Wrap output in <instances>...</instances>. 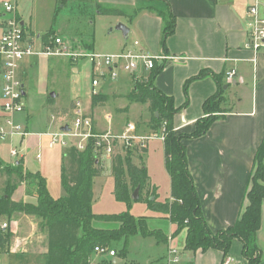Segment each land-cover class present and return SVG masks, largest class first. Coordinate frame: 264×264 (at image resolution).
<instances>
[{"label":"crops","instance_id":"1","mask_svg":"<svg viewBox=\"0 0 264 264\" xmlns=\"http://www.w3.org/2000/svg\"><path fill=\"white\" fill-rule=\"evenodd\" d=\"M98 1L119 6L137 7L146 5L145 3L148 2V0ZM168 2L176 17V29L173 34L167 37L166 46L162 44L161 40L162 18L155 12L145 9L132 21L128 20L127 17L122 20L130 28L129 36L133 35L134 38L132 42L128 41L121 50L126 46L133 47L134 40H140L142 46L154 54L164 52L178 57L160 64L158 66L160 71L153 80L154 85L159 90L174 98L176 107L181 106L186 100L184 92L186 81L203 70L209 72L205 77L195 79L189 84L188 105L174 116V127L178 133H190L195 129L196 121L205 116L204 101L216 93L218 88L213 74L223 76V88L226 97L223 104L225 111L221 113L223 116L216 120L204 135L184 139L188 166L201 199L203 215L209 227L213 231H218L234 224L246 204L245 193L254 166L255 152L264 138V48L254 52L246 47L249 38L246 26L247 10L254 0H168ZM57 8L58 0H56V10ZM259 11L261 16L264 17L263 6H260ZM0 14L4 18L0 24L1 35L8 15L3 7ZM18 16L26 27V22L22 16L19 13ZM44 34H36L34 31H31L30 36L27 34L38 53L26 56L22 60L21 78L26 74L28 80L31 78L28 67L36 63L34 56L40 54L51 55L39 53L45 46L53 45V41H51V44L44 43ZM55 36L65 40L60 34ZM71 62L74 63V61ZM232 69L236 70V74L232 80H228L227 72ZM150 73L151 70L141 68L136 74L121 72L118 80L102 79L95 86L92 83L87 102L82 107L86 114L92 116L94 126L98 131L111 129L114 132L121 133L125 130L127 123L131 122L136 124L138 132L142 133L140 123H138L141 121L140 118H128L120 123L114 120L113 112L124 111L129 113L134 109L133 107H135V111L143 107V111L147 109L150 113L148 104L131 102L129 100L130 92L125 96L127 101L124 105L116 107L111 102L115 99L117 92H125L128 89L130 82H132L133 88L134 76L148 77ZM95 74L92 73V81ZM23 84L27 96L29 91L24 81ZM99 85L103 86V90L95 92V87ZM228 92L232 94V97L227 95ZM50 94L51 92L47 90L44 97V101L48 104L55 98ZM94 94L106 95L108 99L103 103L93 105L92 97ZM0 95L3 96L1 78ZM50 97L53 99L52 101H50ZM75 97L79 98V94ZM74 102L72 101L69 106L50 107L52 109L51 114L59 117L52 119L49 116L51 124L49 126H54V123L60 121L61 130H63L62 128L66 122L63 121L62 117L71 120L74 113ZM34 107H30L27 102L25 113L15 116V120L21 123L28 133L25 136H9L12 145H19V156L11 162L15 165L21 159L24 171L40 172L43 175L40 153L42 136H50L52 132L40 133L33 129L32 121L34 117L32 111ZM105 108H107V111L102 113L100 110L103 111ZM7 118L8 114L3 110L2 104L0 106V121L5 122ZM150 119L151 113L149 120H147V129L150 133H153L148 128ZM102 121L107 123L105 128L101 127ZM141 123L143 124L142 121ZM36 152H39L40 159L37 157L38 154L35 155ZM12 199L37 204L36 195L26 193L25 182L17 188ZM6 221L7 219L2 220L0 225ZM42 221L43 219L36 215L23 212L13 213L6 222L9 228L3 229L4 231L8 229L12 233L10 244L4 252H8L9 255L15 257H23V254L29 253L42 254L46 257L48 252L47 228L43 226ZM183 231L185 232L182 242L185 247L186 229ZM174 233L164 232L167 240L162 241L167 244L168 251L174 241ZM257 243L261 249V264H264V201L262 205V223L257 233ZM242 250V241L235 238L226 258H224L223 252L217 248L196 252L185 249L179 262L169 260L168 264H249ZM110 257H114V264L122 262L121 256L118 254Z\"/></svg>","mask_w":264,"mask_h":264},{"label":"trees","instance_id":"2","mask_svg":"<svg viewBox=\"0 0 264 264\" xmlns=\"http://www.w3.org/2000/svg\"><path fill=\"white\" fill-rule=\"evenodd\" d=\"M71 0H58V8L54 21L60 9ZM79 6L92 7L96 5L98 13L103 15L125 16L132 21L142 10H150L158 14L163 20L162 44L166 46V39L176 29V17L171 10L168 0H148L146 5L136 7L128 13L122 9L105 7L97 0H78ZM154 3H160V8ZM51 28L43 35L44 43L51 44L54 37ZM65 41V40H64ZM68 43L67 41H65ZM72 49H82L84 53L91 52L93 43L80 45L79 42H70ZM83 46L87 49H83ZM73 61V56L70 57ZM160 71L158 66L151 69L148 77L134 76L133 88L129 94L131 102L148 104L151 119L148 128L152 132L164 133L163 141L165 152V166L171 181V194L166 202H157L146 199L149 207L166 214L177 229L175 234L186 229L185 249L192 252L206 251L210 248L220 249L224 258L227 257L233 239L238 238L243 244V255L249 264H261V249L257 243V233L262 223V205L264 201V138L257 147L254 156V166L250 174L248 188L245 193L246 204L236 222L225 229L213 231L203 215L201 199L195 188L194 178L189 170L186 145L184 139L196 138L204 135L211 125L223 116V104L226 101L223 88V76L213 74L217 81V91L203 103L205 116L196 121L195 129L190 133H178L174 127V116L188 105V87L195 80L205 77L209 72L201 71L188 79L184 86L185 102L176 107L174 98L164 94L153 83L154 77ZM50 101L53 99L50 97ZM108 99L106 95L94 94L92 103H103ZM117 153L111 160V173L115 180V195L120 201L128 205L126 211L113 214H97L92 210L93 179L101 176L105 171L103 161L96 154L90 144L86 149L79 150L75 145L65 146L63 150V164L61 183L64 195L53 197L47 187L46 178L40 172L24 171L23 161L19 159L13 170H6L8 175L7 187L10 188L0 199V219L3 216L8 220L17 212L36 215L42 218V224L47 228L48 252L47 264H90L91 256L96 246L110 249L114 241L124 239V248L117 252L125 255L129 238L134 235L156 236L158 240H167L166 235L158 230H150L148 217L135 216L130 212L133 202L129 193V185L133 188L145 187L149 180L147 167L144 165L143 154L146 148H134ZM141 153L142 165L133 162V155ZM3 163L0 158V166ZM12 172L20 177L25 175L36 190L37 204L14 201L11 199ZM24 174V175H23ZM19 177V178H20ZM150 197V196H149ZM140 199V197L138 198ZM95 222L118 224L117 227L99 228ZM12 233L0 227V253L6 251L10 244ZM103 263V261L101 262Z\"/></svg>","mask_w":264,"mask_h":264},{"label":"rangeland","instance_id":"3","mask_svg":"<svg viewBox=\"0 0 264 264\" xmlns=\"http://www.w3.org/2000/svg\"><path fill=\"white\" fill-rule=\"evenodd\" d=\"M13 0H0V11L2 10L3 2ZM98 1V0H97ZM99 2V1H98ZM103 6L114 7L122 9L128 13L132 12L137 6H122L113 3L99 2ZM78 0H71L66 6L60 9L57 19L54 21V14L56 10V0H19L17 5V12L22 16L26 22V32L30 36L31 31L36 34H44L51 27H53L54 35H61L67 41V48L65 51L68 54L55 53L51 55H36V63L28 67L31 78L28 80V75L23 76V81L26 85L29 94L24 96V102L31 106H35L32 111L34 117L32 124L33 129L37 132L44 133L46 131L52 132V135H59L61 122L57 121L54 126H49L52 109L50 107L69 106L72 101L80 100L82 105L86 104L88 93L92 88V73L93 64L88 57L78 55L84 53L82 49H72L70 42H79L80 45L93 43L92 51L98 54L117 53L129 41L132 42L133 35H130L127 40L124 39L121 30L116 26L119 23H124L122 20L125 16L103 15L98 13L96 5L92 7H82L78 5ZM142 4V3H141ZM160 8H165L163 4L154 3ZM0 14V24L3 21ZM125 24V23H124ZM83 49H86L83 46ZM87 50V49H86ZM73 55V62L70 57ZM74 66V67H73ZM78 69V71H76ZM93 70V71H92ZM96 76V75H95ZM101 81V79H100ZM115 85V84H113ZM31 89V91H30ZM132 82H130L128 89L125 92H117L115 99L112 100L113 106L119 107L126 103L125 96L131 92ZM49 90L51 93L55 92L54 100L48 104L44 101L45 94ZM103 90V86L95 87V92ZM229 93V92H228ZM227 95L232 94L229 93ZM79 94V98L75 97ZM74 97V98H73ZM235 98V97H233ZM5 98L0 95V106L4 103ZM138 105V104H137ZM235 105V104H231ZM135 109V107H133ZM140 107L138 111L134 109L131 112H113L114 120L123 122L129 119L140 118V131L146 134H152L147 129V120H149L150 113L146 109L142 110ZM102 113L107 111L105 108ZM71 121V120H70ZM69 121V122H70ZM60 122V123H59ZM4 123V121H0ZM106 122H101V127H106ZM122 131V130H120ZM119 131V132H120ZM70 141H75L73 137L67 136ZM8 136L5 139H0V157L4 161L0 166V199L10 191L7 187L9 181L6 170H13L14 164L11 162L15 157H12L10 151L12 148L18 149V144L12 145ZM52 136H42L41 143V163L43 166L42 174L47 180V187L51 195L55 198L64 195V189L61 183V165L63 161L64 147L60 142H57L54 147L49 146ZM139 146V145H134ZM134 146L126 147V150L134 148ZM141 148V146H139ZM148 150L143 154L144 165L147 167L149 180L145 187L139 191L140 199H133L130 212L135 216L148 217V225L150 230H158L161 232L174 233L177 226L171 222L165 213L149 207L146 202L147 198H154L156 195L157 202H166L171 194V182L168 171L165 166V153L162 140L153 139L148 143ZM124 152V149H123ZM39 152H36L37 156ZM121 153V152H120ZM141 153H135L133 162L142 165ZM11 162V163H10ZM106 171L98 177L93 179V200L92 210L97 214H113L126 211L128 205L124 201H120L115 195V180L111 173V162H103ZM24 175V174H23ZM18 174L12 172L11 182V199L17 188L23 183H26V193L36 195V190L29 179L25 175L20 177ZM135 188L129 185V193L133 194ZM155 193V195H153ZM150 196V197H149ZM13 200V199H12ZM15 201V200H14ZM23 201V200H20ZM24 202V201H23ZM20 212V211H17ZM6 220L5 216L2 217ZM2 222V219H0ZM8 222V220L6 221ZM10 224V223H9ZM95 226L99 228L117 227L118 224H111L107 222H95ZM3 230L2 226L0 225ZM9 228V225H8ZM8 230V229H7ZM185 231L181 230L175 234L174 241L170 248L178 251L180 257L185 252L184 243L182 242ZM118 253L124 248V239L114 241L112 243ZM168 247L165 241H159L156 236H130L129 243L125 255H121L122 262L119 264H168ZM23 257H15L8 254V252L0 253V260L2 264H47V258L42 254L34 255L32 253L23 254ZM114 257L108 254H100L93 252L90 264H114ZM103 261V263H101Z\"/></svg>","mask_w":264,"mask_h":264},{"label":"built area","instance_id":"4","mask_svg":"<svg viewBox=\"0 0 264 264\" xmlns=\"http://www.w3.org/2000/svg\"><path fill=\"white\" fill-rule=\"evenodd\" d=\"M19 0L3 2V10L8 15L3 32L0 35V78L2 80V95L5 98L3 110L8 114V118L4 123H0V139H5L7 136L21 135L25 136L28 131L21 123L15 120L16 115L25 113L26 104L24 102L23 90L24 84L21 78V62L29 55L36 54L30 38L27 35L26 27L22 23L21 18L17 13V5ZM260 6L264 7V0H254L248 6L247 10V31L248 41L246 47L258 52L264 48V17L260 14ZM29 38V39H28ZM53 45H47L39 53L45 54H68L65 49L67 43L61 37H54ZM84 57H88L94 66L96 73L93 79V85H97L99 80H118L121 72L136 74L141 68L151 70L155 66L165 63L168 60L178 58L170 54L161 52L154 54L150 50L144 48L140 40H134L133 47H125L117 53L98 54L93 51L88 53H78ZM73 56V55H71ZM236 74V70L232 69L227 72V79L232 80ZM74 113L71 121L64 119L65 126L68 130H62L59 135H52L50 146H54L60 142L63 146L75 145L79 150L86 149L90 144L94 147L96 154L103 162L112 160L117 153L123 152V146L132 147L139 145L141 148H146L150 140L160 139L164 141L165 134L152 133L144 134L138 132L137 125L127 123L123 132L117 133L111 129L98 131L93 122L91 115L83 111L82 103L79 100L74 102ZM59 116L51 114L52 119ZM67 136L73 137L75 141H70ZM11 155L19 156V151L16 148L11 149ZM38 159L41 158L38 154ZM2 228H7L8 223L4 222ZM95 251L100 254H108L115 256V249H110L104 246H96ZM169 260L171 262H179L180 255L175 249L169 248ZM229 262V261H228ZM0 264H2L0 262Z\"/></svg>","mask_w":264,"mask_h":264},{"label":"water","instance_id":"5","mask_svg":"<svg viewBox=\"0 0 264 264\" xmlns=\"http://www.w3.org/2000/svg\"><path fill=\"white\" fill-rule=\"evenodd\" d=\"M116 28L122 31L123 36H124V39L127 40L128 37H129L130 28L126 24H124V23H119L116 26ZM23 94H25V91L24 90H23ZM55 95H56L55 92H52L50 94V96H52V97H55ZM62 129L63 130H68L69 127L63 126ZM139 191H140V186H138V187L135 188V190H134V192L132 194V199H138L139 198ZM152 199H154V198H152ZM114 263H115V261H114Z\"/></svg>","mask_w":264,"mask_h":264}]
</instances>
